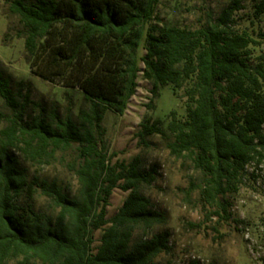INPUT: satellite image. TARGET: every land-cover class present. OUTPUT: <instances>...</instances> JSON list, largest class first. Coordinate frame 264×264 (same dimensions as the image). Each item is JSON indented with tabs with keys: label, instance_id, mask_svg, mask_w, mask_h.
Returning <instances> with one entry per match:
<instances>
[{
	"label": "trees",
	"instance_id": "16d2710c",
	"mask_svg": "<svg viewBox=\"0 0 264 264\" xmlns=\"http://www.w3.org/2000/svg\"><path fill=\"white\" fill-rule=\"evenodd\" d=\"M7 3L32 74L77 88L82 101L76 113L70 107L61 113L58 103L31 99L29 81H11L0 70V98L9 110L0 112V264H163L156 258L172 252L168 231L150 235L166 220L142 192L154 169L145 170L139 155L111 163L115 154L104 143V114L125 112L139 73L153 96L170 85L184 87L186 97L184 119L174 110L164 128L160 119H143L139 142L146 146L159 135L190 171L186 197L196 192L204 206L215 207L212 215L230 217L220 197L238 192L249 164L264 165V0L252 5L250 24L262 21L257 31L234 28L241 0L193 29L155 23L159 0ZM69 150L74 157L65 161ZM55 163L73 175L75 191L41 176ZM114 188L128 194L106 218ZM38 197L45 207H36Z\"/></svg>",
	"mask_w": 264,
	"mask_h": 264
},
{
	"label": "rangeland",
	"instance_id": "374dc122",
	"mask_svg": "<svg viewBox=\"0 0 264 264\" xmlns=\"http://www.w3.org/2000/svg\"><path fill=\"white\" fill-rule=\"evenodd\" d=\"M230 1L159 0L155 23L162 27L175 24L193 29L208 20L209 16L216 17ZM256 1L241 0L242 8L234 15V28L260 29L262 21L254 22L253 26L250 24L252 5ZM18 28L17 17L8 12L7 0H0V70L3 75L11 81H29L31 99L48 106L58 103L61 113L67 107L76 113L82 93L77 88L51 84L32 74L23 40L15 35ZM5 34L7 37L4 39ZM150 89L151 83L139 73L135 94L129 99L125 112L118 115L107 110L102 125L108 154H115L111 156V163L117 160L129 162L139 155L145 170L154 169L155 180L143 186L142 192L156 210L164 213L166 220L163 224L155 225L150 235L168 231L172 245V252L159 255L156 261L182 264L196 259L200 264H264V165L256 167L249 164L238 192L220 197V200L229 203L230 217L218 219L217 215L210 213L215 207L204 206L196 192H192L190 198L186 197V174L190 171L168 154L159 135L148 137L146 146L136 137L139 124L145 118L162 120L164 128L171 110L180 119L186 115L184 87L173 90L170 85H165L158 89L156 96L151 94ZM0 112L9 113L1 98ZM3 125V122L0 123V128ZM63 157L65 161H70L74 153L69 150L63 153ZM41 176L69 182L73 191L76 190V180L64 164L55 163L45 167ZM127 194L128 191L119 188L112 190L106 206V218L117 212ZM45 206L46 200L38 197L36 207ZM101 232L97 230L93 234V251L100 243ZM140 233L137 230L134 238Z\"/></svg>",
	"mask_w": 264,
	"mask_h": 264
}]
</instances>
